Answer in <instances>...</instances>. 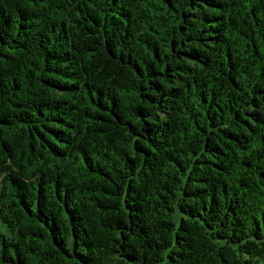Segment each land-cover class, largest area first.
Returning <instances> with one entry per match:
<instances>
[{
  "label": "trees",
  "instance_id": "16d2710c",
  "mask_svg": "<svg viewBox=\"0 0 264 264\" xmlns=\"http://www.w3.org/2000/svg\"><path fill=\"white\" fill-rule=\"evenodd\" d=\"M264 0H0V264H260Z\"/></svg>",
  "mask_w": 264,
  "mask_h": 264
},
{
  "label": "rangeland",
  "instance_id": "374dc122",
  "mask_svg": "<svg viewBox=\"0 0 264 264\" xmlns=\"http://www.w3.org/2000/svg\"><path fill=\"white\" fill-rule=\"evenodd\" d=\"M260 264H264V260L260 262Z\"/></svg>",
  "mask_w": 264,
  "mask_h": 264
}]
</instances>
